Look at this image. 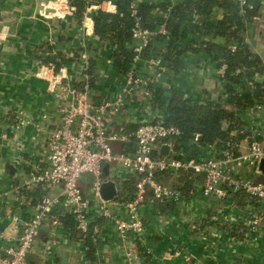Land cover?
Instances as JSON below:
<instances>
[{
    "label": "crops",
    "instance_id": "0c3cea01",
    "mask_svg": "<svg viewBox=\"0 0 264 264\" xmlns=\"http://www.w3.org/2000/svg\"><path fill=\"white\" fill-rule=\"evenodd\" d=\"M143 1L167 5L168 8L183 2ZM255 2L259 4V15L248 24V42L252 51L263 57L264 0ZM71 5L73 0H0L2 245L15 243L19 236L17 225L33 215L35 205L45 196H59L62 192L61 185L44 184L41 187L39 183H33L29 188L26 187L32 173L49 167L50 134L62 123V108L72 101V96L67 95L61 87L58 93L49 91L47 80L38 75L40 65L50 63V58H55L61 63L58 68L65 67L70 85L81 88L84 65L80 52L86 49L90 56V72L96 79L92 89L97 105L112 100L127 82L126 73L111 59L115 47L101 41L94 32V12L99 9L117 12L118 0H86V9L80 19L75 14H69L67 9ZM167 12L163 9L153 10L161 22ZM214 12L222 16L220 8L215 7ZM51 38L56 41L53 45L50 44ZM207 39L201 31H197L175 42L181 49H185L179 57V68L175 70L167 66V71L161 73L153 83L154 87L164 91V101H168L172 89L199 103L222 95L224 83L219 78L217 62L201 46ZM215 41L224 43L220 37ZM166 48V40H157L151 47L157 56ZM155 55L144 53L131 66H134L137 73L146 74L147 60ZM256 79L261 80L259 74ZM154 97L153 93L148 98L136 94L127 97L126 106L117 117L115 125L123 124L130 129L137 124L139 117L147 118L153 114L166 116V111L158 108L155 101L153 103ZM18 110H23L29 120L23 127L16 126ZM241 116L242 125L252 131H259V139L264 148V106L256 105ZM132 120H136L135 123ZM240 143L241 151L245 150L248 141L244 138ZM163 145V142H159L156 147L162 151ZM113 147L116 153L126 149L122 142L114 143ZM188 149L181 151L191 158L210 156L213 151L211 146H202L190 156ZM243 174L256 181L263 178L253 172ZM110 177L116 182L119 192L122 191L123 195L130 192L129 188L124 189L130 185L127 171L113 163ZM198 179L189 184L187 189L180 188L183 197L179 202H145L141 206L145 221L144 241H138L132 236L123 240L113 220L102 216L95 203L90 215L101 229L98 233H92L95 260L89 259V248L84 238L65 226L61 220L65 215L64 208L57 206L42 225L35 247L28 256V264H264V228L259 235L250 238L236 232V218L247 205L245 194L233 192L226 198L205 196L200 191ZM91 181L89 175L81 178V186L86 194L91 190ZM170 182L177 187H183L185 183L174 175ZM27 189H36L35 195L24 193ZM114 211H118L117 207H114ZM14 215L18 218L14 219ZM144 243L151 247L150 252L142 245ZM64 257H67L66 263L62 261Z\"/></svg>",
    "mask_w": 264,
    "mask_h": 264
},
{
    "label": "built area",
    "instance_id": "2783aa9c",
    "mask_svg": "<svg viewBox=\"0 0 264 264\" xmlns=\"http://www.w3.org/2000/svg\"><path fill=\"white\" fill-rule=\"evenodd\" d=\"M132 0L131 9L134 17L132 39L136 63L151 44L156 35H168V12L156 29L145 27L138 14V2ZM241 9L255 8V0H236ZM74 14V6L68 9ZM257 18V17H256ZM50 39V44H55ZM235 44L231 45L232 50ZM84 65L81 88L70 85L65 67L56 68L52 62L42 63L38 75L48 82V89L58 93L59 87L67 95L72 96L70 104L62 108L61 125L54 129L48 141L49 167L34 172L27 181L29 188L33 183L61 185L59 196H45L34 207L33 215L19 223V236L15 243L0 244V264H28V256L33 251L42 225L49 214L57 206H63L65 214H72L77 221V229L83 239L90 232H100V225L90 215L92 206L97 204L100 214L113 220L119 236L125 240L130 236L141 241L145 233V221L141 214V206L145 202L181 201L183 192L170 182L171 176L180 178L181 172H192L199 176L200 191L205 196L215 195L226 198L230 193H244L247 197L246 208L236 218L238 234L250 238L264 228V172L260 162L264 158V148L260 141V133L242 125V132L248 141V146L241 151L240 142H228L221 149L215 144L210 156L191 158L183 151L175 150V139L182 134L180 127L166 123L164 115L137 118L135 129L128 131L126 126L115 125L117 117L123 112L127 97L136 94L148 98L152 94L150 86L156 78L167 71V66L160 56H150L147 60L146 74H139L132 65L126 73L125 86L112 100L97 105L93 99L91 85L90 56L86 49L80 52ZM264 65V56L262 57ZM227 64L219 69L220 77L225 75ZM260 75L264 79V70ZM264 106L263 104L258 107ZM23 110H18L17 127L25 126L29 120ZM136 120H132L134 123ZM123 123V122H122ZM200 133H196L192 142H197ZM134 139V150H123L116 153L114 143H130ZM163 142L169 146V153L164 154L156 145ZM183 155L184 157H179ZM21 158V156H19ZM128 172L133 177L134 188L128 194L122 195L117 189L114 200H104L100 189L104 181L110 177L112 164ZM107 166V172L104 171ZM243 172H253L262 175L260 180L247 177ZM164 179L162 176H166ZM89 175L92 178L91 190L86 194L81 186V178ZM96 203V204H95ZM117 207L118 211H114ZM18 216L14 215V219ZM239 219V220H238ZM147 252L151 247L146 246Z\"/></svg>",
    "mask_w": 264,
    "mask_h": 264
},
{
    "label": "trees",
    "instance_id": "16d2710c",
    "mask_svg": "<svg viewBox=\"0 0 264 264\" xmlns=\"http://www.w3.org/2000/svg\"><path fill=\"white\" fill-rule=\"evenodd\" d=\"M131 2L132 0H118L117 12L99 9L93 14L95 34L101 41L108 42L115 47L111 59L125 73L130 70L135 55L132 39L135 19L131 13ZM255 3L253 9H240L236 0H183L182 3L171 8L143 0L138 2V14L145 27L156 29L160 25L161 20L153 13L154 9L168 10L169 15L168 35H156L145 49L146 55L156 54L151 49L155 41L166 40L167 48L158 55L161 56L166 66L177 70L179 57L185 49H181L175 42L201 31L208 38L201 43L203 49L213 61L217 62L218 67L223 63L227 64L225 75L219 76L224 83L222 95L209 99L205 103L185 98L183 93L176 89H172L168 95V101H164L162 98L164 91L154 87L153 84L150 86L153 95L155 94L153 103L155 101V105L167 113L166 116L164 115L165 122L177 125L182 130V134L175 139L177 152L189 148L188 151L192 156L202 146L215 144L222 149L230 141H242L245 138L241 128L242 113L256 105H264V79H256V75L264 70L262 56L253 52L248 42V24H251L259 15V4ZM73 6L74 14L80 19L86 9V0H73ZM215 7L221 9L222 16L215 14ZM199 17H202L201 21L198 20ZM219 37L224 39V43L215 41ZM232 44H236V49H231ZM49 62L54 63L56 68L61 65L60 61L55 58H50ZM95 80V77L91 75V85L92 83L94 85ZM136 126L137 124L133 128H126L131 131ZM196 133H200V138L193 143L192 140ZM134 147V139L125 144L126 151H132ZM178 156L184 157L183 155ZM167 176L168 174L161 178L164 179ZM198 177L192 172H181L180 178L185 183L183 187L178 188L187 189V186ZM129 181L130 185L125 186V190L127 188L133 190L135 180L130 177ZM44 184L39 183V186L43 187ZM35 191L27 189L23 192L27 195H35ZM122 195L121 192L119 198ZM61 220L66 227L75 234H79L77 221L72 214H65ZM84 240L89 248V259L95 260L92 232L84 237Z\"/></svg>",
    "mask_w": 264,
    "mask_h": 264
},
{
    "label": "water",
    "instance_id": "95a60500",
    "mask_svg": "<svg viewBox=\"0 0 264 264\" xmlns=\"http://www.w3.org/2000/svg\"><path fill=\"white\" fill-rule=\"evenodd\" d=\"M201 18L202 17H199L198 20L200 21ZM162 76H165V74H163ZM162 152L167 155L169 153V146L168 145H163ZM7 166L9 168H12V166L10 164H8ZM106 169H107V166L105 167V172H107ZM260 169L264 172V158L260 162ZM100 193H101L102 199H104L106 201L114 200L116 195H117L116 182L114 180H111V179H109L107 181H104L102 183V185H101ZM62 261H63V263H66L67 262V257H64Z\"/></svg>",
    "mask_w": 264,
    "mask_h": 264
}]
</instances>
